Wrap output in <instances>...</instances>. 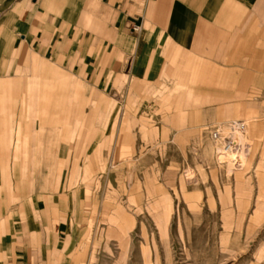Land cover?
I'll return each instance as SVG.
<instances>
[{"label": "crops", "instance_id": "obj_1", "mask_svg": "<svg viewBox=\"0 0 264 264\" xmlns=\"http://www.w3.org/2000/svg\"><path fill=\"white\" fill-rule=\"evenodd\" d=\"M58 90L85 113L58 115ZM255 110L264 0H0V264H80L60 219L88 216L87 190L65 188L86 184L64 178L58 122L85 121L95 152Z\"/></svg>", "mask_w": 264, "mask_h": 264}, {"label": "rangeland", "instance_id": "obj_2", "mask_svg": "<svg viewBox=\"0 0 264 264\" xmlns=\"http://www.w3.org/2000/svg\"><path fill=\"white\" fill-rule=\"evenodd\" d=\"M71 92L58 90V115L68 119L86 109L71 104ZM246 117L235 119L248 125L249 164L247 158L243 171L232 173L217 161V145L204 131L209 124L173 138L157 132L110 138L92 152L85 121L58 122L64 130L58 141L70 149L63 154L64 178L86 184L65 188L87 190L88 216L60 219L72 239L73 261L264 264V121L259 110ZM126 128L131 135L136 123ZM70 129L76 130L72 137Z\"/></svg>", "mask_w": 264, "mask_h": 264}, {"label": "built area", "instance_id": "obj_3", "mask_svg": "<svg viewBox=\"0 0 264 264\" xmlns=\"http://www.w3.org/2000/svg\"><path fill=\"white\" fill-rule=\"evenodd\" d=\"M138 31V28H134ZM248 127L244 121H230L206 126L204 131L217 145L216 158L221 164L231 162L240 167L242 156L248 157L251 145L245 142Z\"/></svg>", "mask_w": 264, "mask_h": 264}, {"label": "bare ground", "instance_id": "obj_4", "mask_svg": "<svg viewBox=\"0 0 264 264\" xmlns=\"http://www.w3.org/2000/svg\"><path fill=\"white\" fill-rule=\"evenodd\" d=\"M246 123V122H245ZM246 125H247V123H246ZM247 127H248V125H247ZM246 138H247V133H246V137H245V142H247L246 141ZM249 157V156H248ZM248 157H244V156H242V161H241V164H240V167L238 166V165H233L231 162H227L226 164H227V166H229V171L232 173L233 171H241L242 169H243V167H244V162H245V159H247ZM218 161V160H217ZM218 163L219 164H221L219 161H218ZM222 165V164H221ZM239 173V172H238Z\"/></svg>", "mask_w": 264, "mask_h": 264}]
</instances>
